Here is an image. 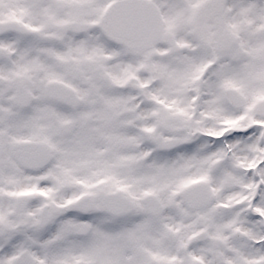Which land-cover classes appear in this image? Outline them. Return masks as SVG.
<instances>
[{
  "label": "snow or ice",
  "instance_id": "obj_1",
  "mask_svg": "<svg viewBox=\"0 0 264 264\" xmlns=\"http://www.w3.org/2000/svg\"><path fill=\"white\" fill-rule=\"evenodd\" d=\"M0 264H264V0H0Z\"/></svg>",
  "mask_w": 264,
  "mask_h": 264
}]
</instances>
